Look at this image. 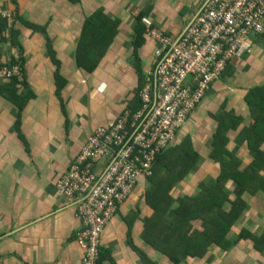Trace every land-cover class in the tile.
<instances>
[{"label":"crops","instance_id":"0c3cea01","mask_svg":"<svg viewBox=\"0 0 264 264\" xmlns=\"http://www.w3.org/2000/svg\"><path fill=\"white\" fill-rule=\"evenodd\" d=\"M203 1L0 0V8L13 15L0 20V64L10 65L20 51L25 60L24 75L0 80V264H82L80 221L59 197L57 179L88 137L121 115L143 87L156 49L143 20L178 35ZM251 47L228 65L178 132L177 142L189 138L198 159L173 190L175 197L195 196L200 183L219 176L211 152L214 116L222 109L243 119L227 134L226 149L241 159V168L251 163L245 98L264 86V33L251 36ZM146 187L147 179H140L106 227L99 264H173L142 239L152 213ZM226 187L233 190L231 182ZM247 202L231 238L242 229L264 231V194ZM182 264H264V252L241 241L227 251L212 246L205 258Z\"/></svg>","mask_w":264,"mask_h":264},{"label":"built area","instance_id":"2783aa9c","mask_svg":"<svg viewBox=\"0 0 264 264\" xmlns=\"http://www.w3.org/2000/svg\"><path fill=\"white\" fill-rule=\"evenodd\" d=\"M12 16L0 8V20ZM143 23L156 49L141 108L97 128L56 182L80 221L82 264H99L102 235L120 207L140 179L152 176L157 157L177 142L228 65L250 53L251 36L264 33V0H204L178 35ZM20 73V64H0V80Z\"/></svg>","mask_w":264,"mask_h":264},{"label":"trees","instance_id":"16d2710c","mask_svg":"<svg viewBox=\"0 0 264 264\" xmlns=\"http://www.w3.org/2000/svg\"><path fill=\"white\" fill-rule=\"evenodd\" d=\"M10 38L13 45H18L17 32L12 31ZM19 53L11 64H20L24 75L25 60ZM54 62L58 67L56 82L61 90L59 63ZM141 89L126 109L135 112L141 108ZM245 100L251 118L246 142L251 163L247 167L241 168V159L226 149L227 134L236 131L243 119L222 109L214 116L217 130L211 152V159L220 166L218 177L200 183L195 196L172 194L198 159L191 140L186 138L165 149L156 159L152 176L146 178L144 197L152 213L145 221L142 239L173 264H182L189 258L203 259L212 246L227 251L241 241H250L255 251L264 252V231L255 235L242 229L237 237L231 238L234 226L247 209V200L264 194V86L251 89ZM230 182L232 191L226 187Z\"/></svg>","mask_w":264,"mask_h":264}]
</instances>
